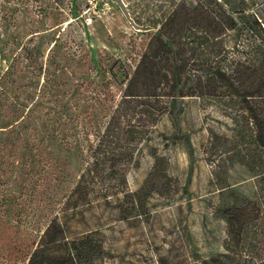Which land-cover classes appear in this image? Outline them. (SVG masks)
I'll list each match as a JSON object with an SVG mask.
<instances>
[{"label":"rangeland","instance_id":"1","mask_svg":"<svg viewBox=\"0 0 264 264\" xmlns=\"http://www.w3.org/2000/svg\"><path fill=\"white\" fill-rule=\"evenodd\" d=\"M180 1L123 0L137 30L111 0H0V143L15 125L21 155L46 144L68 175L62 190L68 193L120 104V145L137 132L142 141L119 202L86 212L104 247L98 264H264V148L258 143L264 128L249 122L239 96H264V57L255 43H235L232 32L200 40L206 30L194 12L184 39L168 25L162 37L173 38L190 63L226 53L222 68L241 94L192 69L182 75L189 96L177 123L152 113L153 100H124L137 64ZM204 2L211 3L186 0L193 7ZM252 102L264 118V98ZM173 126L186 137L173 141ZM0 171H10L6 162ZM14 239L22 240L14 234L0 240V264L26 263L24 254L7 255Z\"/></svg>","mask_w":264,"mask_h":264},{"label":"trees","instance_id":"2","mask_svg":"<svg viewBox=\"0 0 264 264\" xmlns=\"http://www.w3.org/2000/svg\"><path fill=\"white\" fill-rule=\"evenodd\" d=\"M210 1V4L204 2L196 7L188 5L186 0L180 1L137 64L125 88L124 100H153L148 101L154 105L152 113L165 114L171 123H177L182 113L181 101L189 96L182 89V75L192 69L205 72L214 81L241 94L222 68L228 58L226 53L218 51L214 61L190 63L180 57L181 50L175 48L174 39H164L160 32L168 25L170 31L177 33L175 36L184 39L193 28L192 14L195 12L201 16L204 24L201 26L206 30L203 39L198 37V40H220L232 32L235 43L250 40L264 57V0ZM181 12H184L183 21L178 22ZM160 56L164 57L162 65L157 61ZM161 67L166 68L163 75H159ZM239 96L249 113V122L264 128V118L257 115L252 104L255 98L264 96L253 92ZM155 103H160L159 107ZM120 120L119 104L96 144L88 148V160L68 193L62 191L68 175L46 144L40 145V152L29 146L26 154L21 155L19 143L23 139L15 125L7 127L8 137L0 143V163L6 162L10 170L0 171V240L11 234L22 239L19 244L14 239L5 247L7 255L24 254L25 264H98L104 258L100 231L92 228L86 212L119 202V194L125 192L127 171L136 165L137 147L142 141V133L137 132L138 136H131L132 142L120 145L123 140ZM170 137L175 141L186 135L176 126ZM61 143L66 151H72L65 136L61 137ZM258 143L264 148V135L259 136ZM13 175L18 176L17 179ZM35 208L38 209L36 213ZM224 217L229 223L233 218L225 213ZM12 262L8 259L7 264Z\"/></svg>","mask_w":264,"mask_h":264},{"label":"water","instance_id":"3","mask_svg":"<svg viewBox=\"0 0 264 264\" xmlns=\"http://www.w3.org/2000/svg\"><path fill=\"white\" fill-rule=\"evenodd\" d=\"M112 2L116 3V5L119 7V9L121 10L122 14L124 15L125 19L135 28V29H139L140 27L135 25L133 23V21L130 18V15L128 13V10L125 6V4L123 3V0H111Z\"/></svg>","mask_w":264,"mask_h":264}]
</instances>
